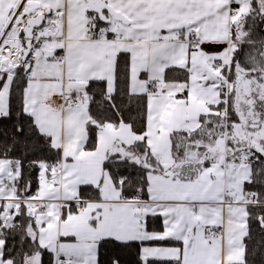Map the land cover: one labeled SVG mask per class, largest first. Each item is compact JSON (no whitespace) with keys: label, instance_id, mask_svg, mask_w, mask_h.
I'll return each mask as SVG.
<instances>
[{"label":"snow or ice","instance_id":"snow-or-ice-1","mask_svg":"<svg viewBox=\"0 0 264 264\" xmlns=\"http://www.w3.org/2000/svg\"><path fill=\"white\" fill-rule=\"evenodd\" d=\"M0 264H264V0H0Z\"/></svg>","mask_w":264,"mask_h":264}]
</instances>
